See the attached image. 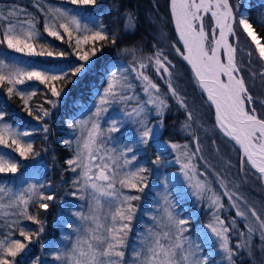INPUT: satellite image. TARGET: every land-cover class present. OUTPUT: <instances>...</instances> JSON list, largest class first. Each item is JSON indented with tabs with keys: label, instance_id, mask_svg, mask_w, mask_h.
Segmentation results:
<instances>
[{
	"label": "snow or ice",
	"instance_id": "obj_1",
	"mask_svg": "<svg viewBox=\"0 0 264 264\" xmlns=\"http://www.w3.org/2000/svg\"><path fill=\"white\" fill-rule=\"evenodd\" d=\"M67 2L76 7H41V0H36L35 6L43 14V31L38 27L41 21L25 9L0 8V89H4L8 98L18 97L23 111L42 123L40 129L25 130L7 119V112L0 111V264H22L29 256V245L38 241L45 231L40 210L49 209L56 200L54 192L45 191L51 187L50 182L25 185L21 181L13 187L3 179L18 174L25 176L28 166L24 161L40 156L30 137L34 131H49L43 121L51 116V111L43 104L33 106L30 102L43 85L45 103L51 109L57 108L62 94L67 95L66 86L93 71L97 53L105 46L118 45L117 34L110 32L99 16L81 11L95 7L97 0ZM169 7L177 39L161 47L154 44L150 53L135 44L121 48L131 59L127 63L112 62L105 74V86L96 90L91 106L81 105L80 118L74 117L68 123L73 138L62 143L73 153L64 161L65 170L75 174L70 195L85 201L79 207L87 210L74 213L78 223L68 224L74 235L62 236L67 243L58 248L55 243L51 245L55 264H209L216 249L202 255L201 243L188 234L192 216L181 218L177 212L178 204L170 190L173 178L169 176L163 177L162 190L157 191L151 210L144 213L150 223L140 222L142 230L136 233L135 243L129 242L132 222L141 211L135 202L142 199L141 194L149 188L148 180L153 174L148 162H139L140 152L150 142H156L157 147L150 163L157 167L164 164L161 154L170 148L191 195L201 203L206 202L211 220L204 227L218 241L227 264H236L234 258L241 251L251 255L254 237L264 250V206L258 210L234 190L241 187L240 183L230 190V182L201 154L203 144L197 128L205 133L209 129L196 110L190 108L187 96L174 85L176 66L165 52V47H170L190 65L195 85L214 108L213 131L233 145L238 157L237 164L225 160V166L237 167L243 183L251 176L264 184V98L254 96L252 91L257 76L264 80V70L257 73L250 67L253 52L264 66V35L256 31L246 14L241 13L237 19L230 0H170ZM206 17L212 22L207 30ZM124 19V30H134L133 15L125 13ZM241 34L248 41L247 48L241 46ZM53 41L66 45L67 50ZM10 53L45 60L25 61ZM243 57L248 59L245 61ZM150 67L163 80L166 91L148 74ZM169 99L185 114L181 128L191 144L157 141L154 129L164 126L163 117L171 107ZM153 114L159 118L155 124L149 119ZM126 125L134 126L125 129L133 139L125 137L122 142L113 134L121 133ZM212 144L219 155L215 139ZM198 159L204 162L203 171ZM209 171L223 189L222 194L213 187ZM29 176L33 177L34 173ZM229 205L235 215L226 220L221 212ZM237 218L244 222L246 231L239 230ZM25 220L39 227L30 229L23 225ZM233 232L239 237L235 246L231 243ZM203 235L206 238L207 234ZM28 264H41L40 257L29 259Z\"/></svg>",
	"mask_w": 264,
	"mask_h": 264
},
{
	"label": "trees",
	"instance_id": "obj_2",
	"mask_svg": "<svg viewBox=\"0 0 264 264\" xmlns=\"http://www.w3.org/2000/svg\"><path fill=\"white\" fill-rule=\"evenodd\" d=\"M36 0H0V8L8 6H19L26 10L28 13H32L36 18L41 21L38 27L42 29L43 14L35 6ZM233 4L234 11L236 12L237 19L241 13L248 16L250 22L253 23L256 31L261 35H264V0H230ZM46 5L63 6L67 8H75L67 2V0H41V7ZM170 0H97L95 7L88 6L82 8L81 11L99 16L102 22L107 25L110 32H115L118 36L117 46H105L102 52H98L97 56L93 58L94 69L87 73L82 78H78L74 83L68 84L65 88L67 95H63L60 98V103L55 109H51V106L45 103V97L43 92L44 86L40 85V91L37 96L33 97L30 102L33 106L43 104L45 108H49L51 116L46 117L43 123H47L49 126L48 133L42 131H34V135L30 137L34 141L35 148L40 151V156L35 160L24 161L27 165V172L25 176L35 171L40 174L42 182L45 184L51 183L50 188H46L48 193L54 192L56 194V200L50 203V207L47 210H40V218L45 221V231L41 234L40 239L29 245V256L25 257L22 264H28V260L34 257H40L41 264H50L52 261L50 248L53 243H57L62 235L63 220L71 215L72 209L79 203V199L70 195L74 190L71 187V181L75 174L66 171L67 165L64 161L72 156V152L69 148L62 143L67 139L70 129L68 123L71 117L81 108V105L89 104L94 97L96 90H102L105 86V74L112 67L113 61H120L127 63L131 57L122 53L121 48L130 45H137L143 49L145 53H150L153 50V45L161 47L174 42L177 39L172 18L170 15ZM125 13H131L135 18V29L132 31H125L123 25L126 23L124 19ZM23 18V16L21 17ZM212 22L206 17L205 28L207 29ZM46 37V34H45ZM47 38V37H46ZM52 40V38H47ZM241 46L247 48L248 41L243 34L240 35ZM59 48L67 50V46L61 44L59 41H53ZM2 48V46H0ZM165 52L169 58L175 64L174 69V85L178 88L182 95H186L190 108L196 110V114L201 116L204 125L209 131L205 133L202 129L197 128V134L201 137L203 144L202 155L208 161L209 164L225 177L230 183L229 189H234L236 183H240L241 187L236 189L241 195L246 197L249 203H252L258 207V210L264 206V184L260 181L249 178L247 183H243L242 174L237 167H226L225 160H231L232 164H237V152L233 149V145L226 143V139L218 132L213 131L214 112L207 103L203 93L195 85L191 69L183 59L178 56L170 47H165ZM12 56H16L20 60H33L35 62L44 61L45 58L34 57L28 58L21 54L10 53ZM246 61L248 57H243ZM252 64L251 70L259 73L264 70V66L256 57V53L253 52L251 57ZM148 74L161 85L162 91H166V85L163 80L156 76L150 67L147 70ZM166 75V74H165ZM246 78L247 73H245ZM250 79V78H248ZM255 88L252 90L254 96H260L264 98V80L259 76L256 77ZM26 87V86H20ZM50 94H49V97ZM170 109L163 117L164 126L157 138L158 142H175V143H190V138L185 131L182 130L181 125L185 120V114L183 110L175 104L174 101L169 99ZM0 111H5L9 115L7 119L13 123H18L23 129L33 131L40 129L42 123L35 121L32 117H29L26 112L23 111V105L20 99L16 96L8 98L4 89H0ZM159 119L154 117L153 120ZM195 127V125H193ZM45 136L47 137L45 139ZM129 139H133L132 135ZM216 140V145L220 148V154L217 155L215 148L212 144V140ZM2 147V146H0ZM237 147V146H236ZM46 149V150H41ZM194 150V149H193ZM5 151H11L5 149ZM157 154L156 142H150V144L143 148L140 152L139 162H148L147 166L153 169V174L149 177V188L145 189V192L141 194L142 199L137 201L141 209L137 213V218L133 220L132 227L133 232L129 236V242L132 243L134 235L142 228L140 222H145L147 216L144 214L148 211L151 202L160 191L162 186V179L165 176L171 177L172 174L178 169L171 160L175 157V153L168 150L166 153H162V157L165 163L157 167L150 163V160L154 159ZM198 164L204 162L197 160ZM22 171L24 169L22 168ZM211 171H209V179L212 180L213 187L219 192L223 193V189L216 183L215 178L211 177ZM24 177V176H23ZM19 174L17 177H4L3 179L9 182H16L21 179ZM177 181H175V180ZM173 183L171 188L173 191V198L182 209L184 218H187L191 214L192 218L189 227L191 232L188 234L197 235L201 234V238H204V233L209 236L208 229L204 227L211 220V210L207 208L206 202L201 203L191 195V190L175 178L174 174ZM224 202L228 205L227 197H224ZM257 202H259L257 204ZM33 209L30 208V211ZM223 218L226 220L235 215V211L228 206L222 211ZM264 218V216H262ZM238 228L241 231H246L244 222L237 219ZM23 225L30 229H37L39 226L33 224L31 221H23ZM231 243L235 246L239 237L235 232L230 233ZM22 239V238H21ZM50 243V246L45 245ZM204 248V254H208L213 248L216 251L210 256L209 264H227L222 259L223 253L219 251V243L215 240H202L200 241ZM41 245H44L42 248ZM18 261L20 257L17 258ZM236 264H264V250L260 241L254 238L252 241V254L249 255L247 251H241L237 257L234 258Z\"/></svg>",
	"mask_w": 264,
	"mask_h": 264
},
{
	"label": "rangeland",
	"instance_id": "obj_3",
	"mask_svg": "<svg viewBox=\"0 0 264 264\" xmlns=\"http://www.w3.org/2000/svg\"><path fill=\"white\" fill-rule=\"evenodd\" d=\"M207 30V29H206ZM93 103V100L89 103V104H86V105H88V106H91V104ZM80 111H81V108L79 109V110H77V112L71 117V120L75 117V118H80L79 117V113H80ZM115 113H112V112H110V115H114ZM155 117V115L153 114L152 116H150V120L152 121V123H156L157 122V120L158 119H155V120H153V118ZM70 120V121H71ZM134 126L133 125H126L125 126V128H122L121 129V133H116V134H113L115 137H118L119 139H120V141H124V139H125V137H127L128 139H129V137L131 136V132L130 131H125V129H131V128H133ZM162 130V128L161 127H159V126H157L155 129H154V131H155V133H156V137L158 138V136H159V133H160V131ZM70 132H71V129H70V131H69V135H68V137H67V139H72L73 137L70 135ZM130 140V139H129ZM169 150H171L170 148H169ZM171 152L172 153H174L172 150H171ZM170 163H173L175 166H177L178 167V169L172 174V178L174 179V174H175V178L177 179V180H179L181 183H184V185L185 186H187V182L186 181H184V179H183V176H182V173H180V171H179V165L178 164H176L175 163V157L173 158V160H171L170 161ZM204 170V167H203V164H201V171H203ZM34 173V176L33 177H30L29 176V174H33ZM211 177H213V178H215L212 174H211ZM175 180V179H174ZM21 181H24L25 182V185H26V183H28V182H38V181H40V182H42V178H41V176H40V174H38L37 172H35V171H31V172H29L26 176H24L23 178H21V179H18V180H16V182H10V184H11V186H13V187H17V186H19V184H20V182ZM176 181V180H175ZM177 182V181H176ZM188 187V186H187ZM160 190H162V186H161V189ZM170 190L172 191V188H171V185H170ZM234 190H236V189H234ZM172 196H173V191H172ZM156 199V196L154 197V199H153V201ZM174 199V198H173ZM175 200V199H174ZM86 202L85 201H79V203H77V205L72 209V211H71V215L69 216V217H66L65 218V220H63V225H62V235L60 236V239L58 240V242L56 243V245H57V248L60 246V245H63V244H65V243H67V242H65V241H63L62 240V236L63 235H65V234H73L72 233V231H71V229L68 227V224H73V225H75V224H77L78 223V221H77V219H76V217H75V215H74V213L76 212V211H80V210H84V211H86L87 209L86 208H84V209H81L79 206L80 205H83V204H85ZM229 207H230V205H229ZM151 210V208L149 207V209H148V211H150ZM223 211V210H222ZM177 212L181 215V218H184L183 217V214H182V209L180 208V206L178 205V207H177ZM221 214H222V212H221ZM223 217V216H222ZM238 219V218H237ZM145 222H149L150 223V221L148 220V217L146 218V220H145ZM140 230H142V228L141 229H139V231ZM208 232H209V236H206V238L204 237L203 239L202 238H200V239H198V236L197 235H194V234H189V235H191V237L194 239V240H197V242L198 243H200V241H202V240H215V238L214 237H212V235H211V233H210V231L208 230ZM74 235V234H73ZM135 237H136V234L134 235V239H133V241H132V243H135ZM255 238V237H254ZM253 238V239H254ZM46 247H48V246H50V243H47L46 245H45ZM202 246V245H201ZM50 250V253L53 251V249H52V247L49 249ZM202 255H203V253H202ZM50 264H55V262L52 260L51 262H50Z\"/></svg>",
	"mask_w": 264,
	"mask_h": 264
},
{
	"label": "water",
	"instance_id": "obj_4",
	"mask_svg": "<svg viewBox=\"0 0 264 264\" xmlns=\"http://www.w3.org/2000/svg\"><path fill=\"white\" fill-rule=\"evenodd\" d=\"M172 22H173V20H172ZM173 26H174V23H173ZM176 36H177V34H176ZM186 62V61H185ZM187 63V62H186ZM188 65V64H187ZM189 67H190V65H188ZM191 69V68H190ZM204 95V97H205V99H206V94H203ZM211 107V106H210ZM212 108V110H213V112H214V108L213 107H211ZM238 147V146H237Z\"/></svg>",
	"mask_w": 264,
	"mask_h": 264
}]
</instances>
